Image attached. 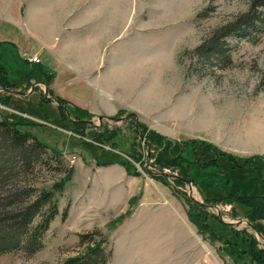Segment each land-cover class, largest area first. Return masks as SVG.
<instances>
[{"label": "rangeland", "instance_id": "374dc122", "mask_svg": "<svg viewBox=\"0 0 264 264\" xmlns=\"http://www.w3.org/2000/svg\"><path fill=\"white\" fill-rule=\"evenodd\" d=\"M251 2L0 0V68L15 85L10 88L15 92L0 87V118L30 123L22 129L48 144L47 154L56 152L50 162L27 175L36 186H49L64 175V169L73 170L58 195V214L44 234L43 247L31 256L22 251L1 254L0 264H56L81 249L79 233L96 228L108 236L112 250L108 264H234L219 250L221 242H211L198 233L178 191L201 202L228 191L264 194V171L248 167L234 171L231 164L221 162L222 168L230 170L226 183L224 170L210 174L215 169L206 172L193 165L195 181L189 189L187 183L178 186L175 182L176 171L163 168L168 184L163 183L149 173L159 174L154 164L157 150L147 144L145 135L136 133V126L146 125L172 141L211 144L237 157L264 155V28L256 33L248 31L245 37L239 32L228 36V64L200 60L191 53L213 29L248 11ZM256 8L264 11L261 6ZM113 33L118 38L110 44ZM61 47L66 50L63 54L58 51ZM111 50L118 54L109 57ZM31 55H37L39 61L29 62L26 58ZM58 64L64 68L58 79L61 95L50 88ZM111 64L119 73L129 72V90L118 88L123 104L111 115L90 112L64 98L66 93L75 103L92 101L93 90L97 91L90 83L99 80L108 84ZM2 75L0 72V78ZM45 88L49 101L43 97ZM108 88L102 86L103 90ZM9 95L8 105L3 104L2 99ZM54 97L67 101L66 117ZM129 113L134 115L128 117ZM74 119L84 122L77 131ZM102 131H113L112 139H97ZM94 146L123 156L139 172L129 175L121 164L113 163L129 175V194L135 199L132 213L115 223L129 201L123 211H114L120 194L108 201L105 193L99 194L111 176L96 166ZM130 153L140 155L142 164L129 157ZM197 153L203 161L210 157L204 145ZM121 182L117 187L126 185V181ZM97 195L106 208L91 203ZM209 204L207 212L227 223L239 221L230 224L246 228L264 245L245 218V206L236 202ZM64 209L65 219L61 216ZM127 217L129 223L124 225ZM216 227L220 228L217 223ZM118 248L121 253L115 251Z\"/></svg>", "mask_w": 264, "mask_h": 264}, {"label": "trees", "instance_id": "16d2710c", "mask_svg": "<svg viewBox=\"0 0 264 264\" xmlns=\"http://www.w3.org/2000/svg\"><path fill=\"white\" fill-rule=\"evenodd\" d=\"M257 6L263 7L264 10V0H252L248 11L209 32L191 50L193 57L207 62L219 60L221 63L228 64L231 61V55L228 52L227 37L237 32L241 37H245L249 34L248 31L256 33L260 31V28L261 30L264 28V11H258ZM0 72L3 74L0 78V87L2 89L14 87L15 85L7 79L2 68ZM10 97L9 95L3 98L2 103L8 105ZM43 97L47 98L45 95ZM54 98L59 102L61 115L66 117L64 106L67 101L58 97ZM46 100L49 101L48 98ZM129 115L134 114H127L128 117ZM71 121L75 125V131L84 123L83 119ZM28 124L30 123L0 118V255L22 251L27 256H31L43 247L44 234L50 222L58 214V195L70 181L73 172L72 167L64 169V175L49 186H36L26 178L28 174L34 172L36 166L40 167L45 164L44 162H50L49 159L51 160L56 154L54 150L52 153L55 154H47L48 144L22 129ZM113 133V131H102L96 137L105 141V139H112ZM136 133L140 137L145 135L147 144L156 148L154 164L160 171H158L159 174L152 171L149 173L166 184H168L165 181L167 174L161 171L163 168L176 171L174 180L178 186L188 181L194 183L195 180L191 174L193 165L206 172L217 169L211 170L210 174L216 173L218 169L228 174L230 170L240 171V168L246 167L253 168V171L258 173L264 171V155L237 157L211 144H197L196 140L184 142L168 140L140 123H137ZM201 145H204L205 151L210 153V157L205 161L201 160L200 154L197 153ZM94 148L97 149V151L93 149L96 152L94 158L97 167L119 163L129 175L139 174L134 165L123 156L110 150L98 149L96 146ZM129 157H135L133 160L142 164L140 155L135 156L130 153ZM221 162L231 164L230 170L222 168ZM227 178L226 183L229 182V174ZM254 178L259 180L257 176ZM174 191L176 192L175 189ZM178 192L187 202L188 219L195 225L198 233L211 242L216 240L221 242L219 250L223 252L222 255H228L234 264H264V245H261L253 234L246 228L237 229L222 220L219 215L206 211L209 203L216 204V202H236L245 206L246 220L251 223L253 230L264 242V194H235L228 191L226 195L217 198L205 197L204 201L197 202L185 191ZM134 200V197L129 199V207L114 219L113 223L132 213ZM61 216L63 219L66 218L67 209L63 210ZM216 223L220 228L216 227ZM78 236L81 249L56 264H108L112 250L108 246L109 240L105 233L96 228L79 233Z\"/></svg>", "mask_w": 264, "mask_h": 264}, {"label": "crops", "instance_id": "0c3cea01", "mask_svg": "<svg viewBox=\"0 0 264 264\" xmlns=\"http://www.w3.org/2000/svg\"><path fill=\"white\" fill-rule=\"evenodd\" d=\"M110 36L113 37L109 41L110 44L113 43L114 41H116V39L118 38L117 37L118 35L116 33L110 34ZM98 37L99 36H97V39H98ZM109 43H107V45H109ZM123 45L127 46L126 43H124ZM125 46H123V48ZM98 50L100 52L101 48H99ZM58 51H61V54H63L62 52H65L66 50L63 47H61V49H58ZM115 51H117V50H115ZM121 52H122V50H121ZM109 53H110L109 57H112V54L113 55L118 54V52H117V54H116V52L112 53V50ZM82 55H84V54L81 50V56ZM127 61H128V59H127ZM124 62H126V59ZM92 63H95V62H91V64ZM91 64H89V65H91ZM84 65L86 66L87 64L84 63ZM86 68H88V67H86ZM109 69L111 71L108 72V75L110 74L108 77L109 79L107 80V81H109L108 84L102 85V83L99 80H97L96 83H94V81L93 82L90 81L92 83V84L90 83V85L93 86V88L99 93V94H97V92H95L93 90V92H94L93 96L94 97H93L92 101L88 102L87 100H85L83 102L78 101V103H75L73 101V99H70L69 97H67L65 95L66 93L62 94L65 96V97L64 96H62V97L66 98L69 102H71L72 104H74L76 106H79V107L84 108V109H89L90 112H92V109H93V110H99V111L106 113L104 115H111L113 112H115L117 110V108H119V106L121 104H123V101L120 99V96L117 94L118 88L123 87L126 91L129 90V82L127 80V78L129 77V72L125 71L124 73H121V72L119 73L118 70H116V67L114 68L113 64H111V66H109ZM63 72H64V68L61 65H59L56 78L52 79V81L50 82V88H52V89L54 88V90L57 94L61 93L60 92L61 89L58 88V85H59L58 79H59L60 74ZM96 86H98V87H96ZM102 86L109 87V88H108V90L107 89L103 90ZM100 168H105L107 171V174H109L107 176H109V177L111 176V178L108 181V184H105L106 188H103V191L99 194L105 193L108 196L106 201H108L109 199H112V197L114 198L115 196H118V194H120V196L118 198H116L117 207L115 208L116 210H114V211H123L124 208H126V206L128 205L129 198L132 195V194L131 195L129 194V175H127L124 168H122L118 164L106 165V166H102ZM100 168H97V171H99ZM115 175H116V177H113ZM122 180L126 181L125 182L126 185L125 186L123 185V187H117L119 184H122V182H121ZM103 183H104V181H103ZM106 183H107V181H106ZM114 185L116 187H114ZM100 186H102V185H100ZM141 202L143 203V201H141ZM86 203L89 204V202H86ZM91 203H93V205H95V206H100L103 208L107 207L105 202L104 203L98 202V195H97V200L93 201ZM171 203L172 202L169 203L170 204L169 206H171V209H172L173 204H171ZM173 209H174V207H173ZM172 215L173 214L171 213V216ZM122 223L124 225L128 224L129 223V217H127V219L125 218V221L123 220ZM173 223H174L173 220L169 222L170 225H172ZM128 235H129V231L125 236H128ZM115 251H120V253L122 252L120 248H118V250H115Z\"/></svg>", "mask_w": 264, "mask_h": 264}, {"label": "water", "instance_id": "95a60500", "mask_svg": "<svg viewBox=\"0 0 264 264\" xmlns=\"http://www.w3.org/2000/svg\"><path fill=\"white\" fill-rule=\"evenodd\" d=\"M12 92H15V90H12V89H10ZM44 94H45V96L46 97H48L49 98V96L47 95V90H46V88H45V91H44ZM51 98V97H50ZM57 104H59V102L55 99V98H52ZM64 109L66 110V108L64 107ZM66 112H67V110H66ZM111 119H116V118H114V117H110ZM118 119H121V118H118ZM187 184H188V186H189V189H191V182H187ZM190 195V194H189ZM195 201H197V202H201V201H199V200H197V199H195V198H193ZM222 219V218H221ZM223 220V219H222ZM245 222H247L246 220H244ZM239 221H236L235 223H238ZM229 223H231V224H235L234 222H229Z\"/></svg>", "mask_w": 264, "mask_h": 264}, {"label": "built area", "instance_id": "2783aa9c", "mask_svg": "<svg viewBox=\"0 0 264 264\" xmlns=\"http://www.w3.org/2000/svg\"><path fill=\"white\" fill-rule=\"evenodd\" d=\"M28 61L30 62H38L39 61V57L37 55H32V56H29L28 58ZM73 161V160H72Z\"/></svg>", "mask_w": 264, "mask_h": 264}, {"label": "bare ground", "instance_id": "6f19581e", "mask_svg": "<svg viewBox=\"0 0 264 264\" xmlns=\"http://www.w3.org/2000/svg\"><path fill=\"white\" fill-rule=\"evenodd\" d=\"M181 245V244H180ZM201 255V254H200Z\"/></svg>", "mask_w": 264, "mask_h": 264}]
</instances>
